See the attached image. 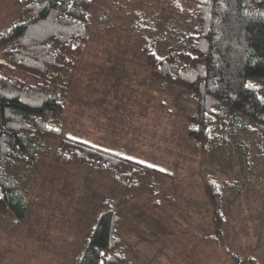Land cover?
<instances>
[{
  "label": "trees",
  "instance_id": "obj_1",
  "mask_svg": "<svg viewBox=\"0 0 264 264\" xmlns=\"http://www.w3.org/2000/svg\"><path fill=\"white\" fill-rule=\"evenodd\" d=\"M19 16L0 29V215L28 213L27 176L50 157L85 167L111 183L84 246L71 264H127L120 208L146 191L151 206L177 199L162 192L178 178L161 167L64 132L70 89L106 0H14ZM162 12L134 11L130 33L140 42L153 80L183 88L194 100L185 135L204 156H237L244 174L264 173V0H154ZM129 15V13H126ZM164 14V16H163ZM168 22H164V19ZM163 48V49H162ZM161 49L162 54L157 51ZM254 180V179H253ZM216 235L226 223L222 198L238 180L202 175ZM215 235V234H214ZM240 264H259L244 257Z\"/></svg>",
  "mask_w": 264,
  "mask_h": 264
},
{
  "label": "rangeland",
  "instance_id": "obj_2",
  "mask_svg": "<svg viewBox=\"0 0 264 264\" xmlns=\"http://www.w3.org/2000/svg\"><path fill=\"white\" fill-rule=\"evenodd\" d=\"M163 7L154 0H106L93 9L94 25L70 89L64 132L122 149L178 178L162 192L177 199L173 206H151L143 191L120 208L127 264H240L236 256L264 264V173L256 181L244 174L232 152L220 161L194 148L185 135L195 107L190 92L153 80L140 42L130 33L131 13L149 16ZM19 12L14 0H0V29ZM202 175L240 183L239 192L222 198V237L215 232ZM26 184V218L0 215V264H71L111 183L85 167L48 157Z\"/></svg>",
  "mask_w": 264,
  "mask_h": 264
}]
</instances>
